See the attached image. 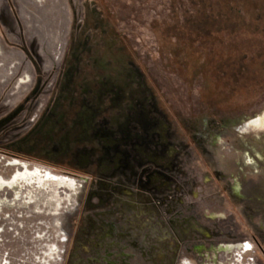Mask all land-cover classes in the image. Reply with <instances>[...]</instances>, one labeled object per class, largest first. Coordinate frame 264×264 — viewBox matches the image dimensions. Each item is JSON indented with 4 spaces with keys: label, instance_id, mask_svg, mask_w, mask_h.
<instances>
[{
    "label": "rangeland",
    "instance_id": "1",
    "mask_svg": "<svg viewBox=\"0 0 264 264\" xmlns=\"http://www.w3.org/2000/svg\"><path fill=\"white\" fill-rule=\"evenodd\" d=\"M170 2L0 0V264H264V90Z\"/></svg>",
    "mask_w": 264,
    "mask_h": 264
},
{
    "label": "trees",
    "instance_id": "2",
    "mask_svg": "<svg viewBox=\"0 0 264 264\" xmlns=\"http://www.w3.org/2000/svg\"><path fill=\"white\" fill-rule=\"evenodd\" d=\"M168 7L173 15L159 22L161 35L174 37L173 50L202 54L209 80L222 87L219 92L231 95L236 86L250 94L252 86H262L264 0H171Z\"/></svg>",
    "mask_w": 264,
    "mask_h": 264
},
{
    "label": "flooded vegetation",
    "instance_id": "3",
    "mask_svg": "<svg viewBox=\"0 0 264 264\" xmlns=\"http://www.w3.org/2000/svg\"><path fill=\"white\" fill-rule=\"evenodd\" d=\"M262 86H260V85H258V87H257V91H258V93L261 91V90H264V82H263V84L262 83H260ZM260 128H262V127H260ZM260 128H257V129H260Z\"/></svg>",
    "mask_w": 264,
    "mask_h": 264
},
{
    "label": "bare ground",
    "instance_id": "4",
    "mask_svg": "<svg viewBox=\"0 0 264 264\" xmlns=\"http://www.w3.org/2000/svg\"><path fill=\"white\" fill-rule=\"evenodd\" d=\"M259 122H260V119H258V120L255 119L254 121H252V123L255 124V125H258Z\"/></svg>",
    "mask_w": 264,
    "mask_h": 264
}]
</instances>
